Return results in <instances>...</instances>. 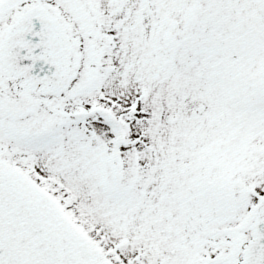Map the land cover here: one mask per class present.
<instances>
[{
  "label": "snow or ice",
  "instance_id": "1",
  "mask_svg": "<svg viewBox=\"0 0 264 264\" xmlns=\"http://www.w3.org/2000/svg\"><path fill=\"white\" fill-rule=\"evenodd\" d=\"M0 264H264V0H0Z\"/></svg>",
  "mask_w": 264,
  "mask_h": 264
}]
</instances>
